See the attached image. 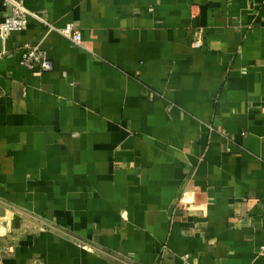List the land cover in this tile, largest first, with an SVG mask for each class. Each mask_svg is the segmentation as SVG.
Returning a JSON list of instances; mask_svg holds the SVG:
<instances>
[{
  "label": "crops",
  "instance_id": "crops-1",
  "mask_svg": "<svg viewBox=\"0 0 264 264\" xmlns=\"http://www.w3.org/2000/svg\"><path fill=\"white\" fill-rule=\"evenodd\" d=\"M24 4L82 37L0 39V264H264V0Z\"/></svg>",
  "mask_w": 264,
  "mask_h": 264
},
{
  "label": "built area",
  "instance_id": "built-area-1",
  "mask_svg": "<svg viewBox=\"0 0 264 264\" xmlns=\"http://www.w3.org/2000/svg\"><path fill=\"white\" fill-rule=\"evenodd\" d=\"M4 5L10 7V12L0 23V39L4 43L6 42L9 35L14 31H22L26 29L28 25L29 17H35L41 22H43L47 31H57L62 35L70 38L75 44H80L81 33L79 31H74L71 24L65 27L59 28L55 27L47 20L43 19L39 15L30 11L24 4V0H0ZM194 45L198 47L199 42H195ZM2 52H0L1 56ZM20 62L27 69L35 72H47L54 68L53 61L48 57L46 52L40 47V45H31L26 43L22 46V53Z\"/></svg>",
  "mask_w": 264,
  "mask_h": 264
}]
</instances>
